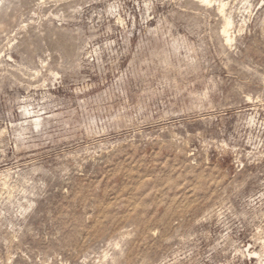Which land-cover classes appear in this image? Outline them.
I'll return each instance as SVG.
<instances>
[{
    "label": "rangeland",
    "instance_id": "obj_1",
    "mask_svg": "<svg viewBox=\"0 0 264 264\" xmlns=\"http://www.w3.org/2000/svg\"><path fill=\"white\" fill-rule=\"evenodd\" d=\"M259 262L264 0H0V264Z\"/></svg>",
    "mask_w": 264,
    "mask_h": 264
},
{
    "label": "bare ground",
    "instance_id": "obj_2",
    "mask_svg": "<svg viewBox=\"0 0 264 264\" xmlns=\"http://www.w3.org/2000/svg\"><path fill=\"white\" fill-rule=\"evenodd\" d=\"M196 2H199V3H201V4H206V5H208V4H210V0H195ZM223 7H224V5H221V11H223ZM231 26V21L229 20V19H225V23H224V28H223V33L224 34H226L227 33V28H229ZM229 40H230V38L228 37V36H226V41L227 42H229ZM249 253H251V252H249ZM259 253H255V252H252L251 254H250V256H251V259H259L260 257V255H258ZM249 255V254H248ZM262 258V257H261ZM259 261V260H258ZM258 264H264L263 262H259Z\"/></svg>",
    "mask_w": 264,
    "mask_h": 264
}]
</instances>
